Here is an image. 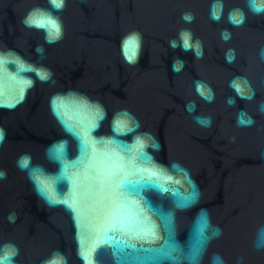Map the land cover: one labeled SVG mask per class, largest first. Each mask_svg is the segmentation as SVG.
Masks as SVG:
<instances>
[{"label":"water","instance_id":"water-1","mask_svg":"<svg viewBox=\"0 0 264 264\" xmlns=\"http://www.w3.org/2000/svg\"><path fill=\"white\" fill-rule=\"evenodd\" d=\"M210 4L211 0H67L58 13L64 38L47 45L42 32L21 23L31 8H47V0H0V51L13 49L33 63L44 64L57 81L55 86L37 81L24 103L13 110L0 109V127L6 131L0 169L7 171V179L0 181V243L19 246L17 264H40L54 249L64 252L69 264H83L78 249L87 252L92 241L87 214H81L77 223L65 207H47L16 167L18 157L27 152L33 163L54 170L44 159V149L63 133L50 114L48 99L69 89L100 100L109 120L121 108L133 112L142 130L152 132L162 144V151L153 153L156 159L165 164L179 161L191 171L201 200L191 212L178 213L180 229L203 207L212 223L223 230L209 245L202 264H210L213 253H219L226 264H237L240 257L243 264H264V250L253 247L256 230L264 224V159L260 158L264 115L258 112L264 101V61L259 58L264 16L249 12L245 0H225L224 16L215 23L209 19ZM235 7L247 14L239 28L227 22L228 11ZM184 12L194 14L192 23L181 19ZM225 28L232 33L227 43L220 38ZM181 29H190L193 40L202 41L203 59L168 46L170 39H178ZM133 30L141 32L143 45L139 63L129 66L120 54V41ZM37 44L45 49L42 61L35 53ZM229 48L235 49L233 64L225 62ZM176 57L186 61L179 74L172 72ZM235 76L246 77L256 96L252 101L237 98L236 106L229 107L226 98L235 93L228 83ZM198 79L214 90L212 103L196 95L194 81ZM189 101L196 102V114L212 116L211 128L194 122L185 109ZM238 110L247 111L256 124L238 128ZM108 123L104 122L101 133L108 132ZM233 136L234 143L230 142ZM12 212L17 215L14 224L7 220ZM103 255L101 250L97 257Z\"/></svg>","mask_w":264,"mask_h":264},{"label":"clouds","instance_id":"clouds-1","mask_svg":"<svg viewBox=\"0 0 264 264\" xmlns=\"http://www.w3.org/2000/svg\"><path fill=\"white\" fill-rule=\"evenodd\" d=\"M67 0H47L48 7H33L21 23L27 29L43 33L44 44L53 45L64 38L63 21L58 15ZM254 16H264V0H245ZM225 0H211L209 19L219 23L224 16ZM181 19L192 23L195 16L184 12ZM247 20L243 8L228 11L227 22L232 27H242ZM220 38L227 43L232 33L222 29ZM168 46L182 52H191L196 60L203 59L204 49L200 39L193 40L190 29H181L178 39ZM143 36L133 30L120 41V54L129 66L139 63ZM37 57L45 59L43 44L35 47ZM225 62L233 64L235 49L225 53ZM264 61V47L259 50ZM186 61L176 57L172 72L179 74ZM55 86L54 72L44 64L33 63L13 49L0 51V109L13 110L25 102L36 82ZM196 95L205 103L215 100L211 85L195 80ZM228 87L235 96L226 98L229 107H235L237 98L255 99L256 92L246 77L235 76ZM48 108L63 136L53 140L44 149V164L33 163L30 153L21 154L16 167L26 174L38 199L49 208L65 207L73 213L77 223L81 214H87L92 241L87 252L78 249L83 264H202L208 247L219 239L223 230L212 223L207 208L200 207L182 231L178 213H189L200 204L201 191L191 171L179 161L165 164L153 153L162 151L160 140L150 131L142 130L140 119L127 108L109 113L98 99L75 89L55 92L48 99ZM194 122L201 128H211V115L196 114L195 101L185 106ZM258 112L264 115V101ZM108 132L101 133L105 121ZM238 128H250L255 118L245 110L235 117ZM99 133V135L97 134ZM6 131L0 127V149ZM236 137L230 138L235 142ZM74 149V154H73ZM264 159V152L261 153ZM7 179V171L0 169V181ZM63 189V191H61ZM155 197V199H153ZM9 223L17 220L15 212L7 216ZM186 233L184 239L181 235ZM253 247L264 250V224L255 233ZM103 250V258L97 254ZM20 248L12 242L0 243V264H17ZM40 264H69L68 257L59 249L40 260ZM210 264H226L219 253H213ZM243 264V258L237 260Z\"/></svg>","mask_w":264,"mask_h":264}]
</instances>
